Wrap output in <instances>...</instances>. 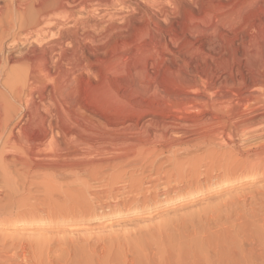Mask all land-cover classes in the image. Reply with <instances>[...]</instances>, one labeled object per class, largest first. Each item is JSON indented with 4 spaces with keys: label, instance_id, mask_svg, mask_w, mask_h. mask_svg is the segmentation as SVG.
Instances as JSON below:
<instances>
[{
    "label": "rangeland",
    "instance_id": "rangeland-1",
    "mask_svg": "<svg viewBox=\"0 0 264 264\" xmlns=\"http://www.w3.org/2000/svg\"><path fill=\"white\" fill-rule=\"evenodd\" d=\"M180 1L181 0H173L174 3H170L166 12L163 13V11H161L162 9L160 7L158 8L157 5H152V8L157 6L155 8L156 11H153L151 10V6L149 4H145L148 2L138 0L139 6H136L134 12L138 10L140 18H138L139 16L137 12L136 15L134 12L130 13V11L133 9H130L129 11H127L128 9L126 10L127 13H130L128 14L129 17L128 15L126 16V11L123 12L121 19H118L121 16L108 18L102 11L103 14L96 15L97 17L102 15V18L104 16L102 20H106H104L102 23L96 22L100 21L101 17L96 19V16H93L91 19L90 16L89 19L92 21L95 18L96 21H94L98 23L97 26H99V28L97 26L93 28V30L95 29L97 31L94 32L95 34L93 32L89 33L92 28H88V32L86 30L88 36L90 35L88 38H91L89 43L87 40V43H84V46H87H83L84 52L89 53L86 54V68L82 69V73L80 72V74L78 73L80 69L77 67L75 68V66H71L69 68L64 67L65 69H68V73L71 72L70 68H72V76L74 75L73 72H76L73 77L70 76L71 79L68 76V73H63L67 78L69 77L68 79L66 77L63 78V74H59L58 77H60V80H58V77L57 79L55 77L52 83L51 80H49V83L48 81H45L48 84H51H46L47 88L45 90L42 88L35 89L41 93L43 92L46 97L51 93H55L54 95L52 94V104H56L55 102L57 101H55V98L58 97L56 96V93L60 92L58 98L59 100L57 99L58 102L60 101L59 104L58 102L55 106L53 104L52 108L49 107L50 109L45 107L44 111V108H42L40 112H43V116H46V113L47 116H51V111H54L55 109L56 113L55 111L52 112L56 115H53V113L51 114L53 117L55 116V118H52L55 122L57 121L58 124L64 121L65 123H63L66 124V127H72L74 123V128L70 127L71 130H74L75 133H77V130H79L80 132L78 133L81 134V136L83 135L82 133L85 132H91V134L94 132L92 135L86 133L88 136L84 134L87 138L84 135L82 136L83 139L86 138V141L82 140L85 143L82 141L78 142L80 145L82 143L86 145V142H88L87 140H89L90 142H88V144H91V146L87 144L88 146L85 147V145L82 144L80 147L75 139L70 141L68 140L69 143L75 141V145L74 143L70 145L67 144L62 149L56 147L57 150H54L53 153L57 152L58 155L55 153L56 155L52 154V156H48L47 152H44H49L50 149L52 150V148H56H54L55 146L53 145H51L53 147L47 146V149L43 152L45 155L41 154V157H39L40 160L38 161L37 159V161L49 162V159H51L50 162L55 160L57 161V159L59 160V158H57L59 157V153L63 154L65 153L64 151H66V153H70L69 156H74V158L70 156L69 159L74 163H83L88 165L89 163L92 164L96 161L98 162L99 159L102 158L103 160L101 159L99 161H103V164L101 162L102 174L95 180H92L90 184H83V182L80 181V178L70 175L71 177H66L68 179L65 181H56L45 186H37L36 188L32 189V191L25 193H20V191L18 192L17 185H15L13 182H11L13 185L11 184L9 189L12 191L16 190L18 193L14 191L16 194L13 192L14 195H11L12 191H10L7 186L5 189L4 187L2 190L0 189V195L4 194L5 192L8 193L5 194V196L2 195L4 199H2V202L0 201V205L3 206L0 207V264H264V256H262L264 255V166L261 165L257 167V169H254L249 167V165L241 167L242 165L237 163V160L236 162L232 160L234 163L232 161L230 162L233 154L231 151H229V149H226L227 147L224 148V142L222 140L227 138L224 135H218L220 138L218 137L219 139H217L216 145H210L211 143L206 144V142L202 143V141L199 140L200 137L211 132L214 129L215 124V127L221 126L219 120H222V115L223 119L225 115H227L225 118L232 117L233 115L231 116L230 113L218 111H216L218 114H215L216 112H213V110H208L210 112V118H212V120H210L211 124L204 125L206 122H204V124L201 122L198 123V119L201 118L200 116H202L203 113L200 112L201 114L198 113L196 115L195 113L194 115H192L193 113H188L187 115V113H185L182 109L184 105L183 102L185 103L186 100L185 96L192 92V88L190 89V86V91H187L189 82L190 85H193L191 84L192 81H190L191 77L195 79L192 73L197 72L196 74H198V71V75L204 76V79L210 77L208 78L209 81L208 79L206 81V84L207 82H210V85L218 84L220 81H222V83L231 82V85L234 84V87H236V84L237 87L242 85L244 88L248 85V87L251 89L252 83L256 82L257 80L258 83L263 84V75L260 74V76L255 69L252 70L249 68L253 67L256 62V50L264 51V5L260 1H257L259 2L258 4L255 1L248 2L250 0H227L228 2L226 0H216V3H213L215 0H210L212 2L208 0H205V2L204 0H188L187 3L183 1L186 5L184 7V4ZM220 1L221 3H218ZM193 2L194 4H192ZM202 2L206 4H213L211 6H207ZM200 3L203 5H200ZM171 5L173 8L175 7L174 10ZM177 5L181 7L183 6L184 8H179ZM204 5H206V7ZM142 7H146V11L145 9H142ZM170 10L172 11V15L170 14L171 16L167 14L171 12ZM160 11L163 13L164 17ZM176 11H178L177 14H175ZM144 12L146 13L145 16L149 13H152L153 15L155 14V20H153L154 16L152 14H150L151 16L148 15L152 18H148V16H146L149 19L148 20L146 17H144ZM157 12L160 13V17ZM123 14H125V16H123ZM156 14H158L157 19H159L157 21ZM142 15L143 18L141 17ZM123 17L131 19L130 22L132 24L130 23L129 25V22H125L127 19H123ZM161 18L162 20L166 19L165 21H167V24L164 20L162 21ZM111 19H114L113 22L116 19V22L112 23ZM119 20L122 21L120 22ZM151 21L152 23L156 21L153 24L157 25L154 26ZM158 21H160V24ZM109 22L113 25H119L122 30H119L120 27L118 28L117 25L115 28L118 29L113 28L114 26H112V24L109 26ZM162 22L163 24H161ZM100 24H103L105 29L108 28L105 31V33L107 32V37L104 36V26ZM121 25L125 26L122 27ZM208 25L212 26L210 27L212 29H210ZM165 27L169 29L167 30ZM102 28L104 30H99ZM111 28H113V30L115 29L116 31L119 30L120 32H112ZM193 28L198 31H195ZM206 28H209L211 33L214 34L212 35L209 33L210 30L208 31L209 34H207ZM123 30H125L126 33ZM98 31H101V34L100 32L98 33ZM76 32L82 33L81 27H78ZM102 32L103 37L106 40L101 39V36L99 37V34L102 35ZM108 32L116 34L113 35L112 33ZM91 33L92 35L94 34V37L99 42L95 40ZM110 34L112 36H110ZM111 37L113 38L111 39ZM6 38L7 39L4 41L6 44L7 42L9 44L13 40L12 36H8ZM181 39L183 40L181 41ZM210 39L212 41H210ZM92 40L98 43L96 44L95 42H92ZM17 42L14 41L13 44ZM21 43L22 42L20 41V45L18 44L16 51L14 50L13 53H17L19 50H24L23 48L25 47V44ZM90 43L91 45L93 43L95 45L91 46ZM165 45L167 46V51ZM70 47L71 45H69V48ZM183 47H185V49ZM209 47L211 49H209ZM87 49L88 51H86ZM169 51L174 53L171 54ZM206 54L209 55L207 56ZM165 59L168 63L165 61ZM247 59L249 61H247ZM155 61L158 64H154ZM250 61L253 62H251V65L253 66L250 65ZM203 64L205 66H203ZM182 65H184L183 68L186 66L184 69H188L187 71L185 70L186 72L181 68ZM8 66L10 67L9 70ZM1 67H3L2 64ZM11 67L12 69H16L17 66L15 67L12 61L8 62L7 65H4V68L5 70L7 69V72L12 70ZM189 68L193 69L194 71ZM151 70L152 72H150ZM190 71L192 72L191 74ZM141 72H144V74ZM178 72L180 74H177ZM200 73H206V75ZM61 76L63 79H61ZM205 76L207 78H205ZM182 77H184V79ZM187 78L188 81L186 80ZM260 79L263 82H261ZM61 80L62 82L64 80L66 82L69 81V84H63V82L61 84L64 87L60 88L61 86L58 81L61 82ZM54 82L57 85L54 84ZM54 85L60 89L58 90V88H56L55 90L54 87L52 88ZM242 86L241 88H243ZM51 89H53V92ZM64 91L66 94L69 93L71 96L67 94V97L66 94L63 93ZM40 92L38 93L39 95L41 94ZM47 92L50 93L47 94ZM61 92L64 94V98H70L68 100L66 98L64 99L63 96H61ZM178 92L181 94H178ZM184 92H186V94ZM34 94H37L36 91H34ZM52 95L48 97L51 98ZM60 96L62 97L61 100L63 99L62 101L60 100ZM182 97L185 99L184 101ZM36 98L38 99V95H36ZM70 99H72V101ZM74 99H76L77 102ZM175 100L177 103L179 101L183 102H179V104L175 103V105ZM64 102L68 103V106L72 105V108L68 109L66 104H63V107H61L62 103ZM75 104L81 105L82 109L80 111H76L75 107L73 109ZM56 106H58L59 109L62 108L65 112H67V114L65 113L66 118L68 117V119H70L68 120V123L65 121L67 120L64 118L65 115H63L64 119L61 118L62 114H64V112H62L63 110L61 109L60 111L56 109ZM171 107H174L176 111H172L174 108L172 109ZM65 108L69 111H66ZM83 108H85V110ZM46 109H49L47 110L48 112ZM178 109L183 111L182 116L184 115V117H193L192 120H190L191 118L189 119L192 125H198L197 128L200 124L206 126L205 133L207 132L206 134H203V130L201 128L204 127H199L197 130L195 125H193L194 128L192 126L189 128L196 129V132L192 130L193 132L191 131L190 133L189 129H187L188 135H186L190 136L187 138L191 139L192 136H196V138L198 137L197 140L200 142L199 144L198 141H194L193 145V141L191 140L189 142L190 144H186L189 148L195 146V150L192 148L190 151H183L184 149L188 148L186 145H182L181 148L183 150L165 149L167 152H177L176 155H181L182 158H184L183 154L186 152L184 154L186 158L184 159H179V156H176L177 161L181 160V162H179L180 164H177L178 162H174L176 161L174 160L175 157H173L175 154L172 153V155L170 154L169 156V152L167 153L165 150H160L166 141H162L163 139L161 138L157 140L158 138L154 135V129H152L151 126H147L149 121L148 119H161L162 116L164 118H169L171 113L173 115L170 116L171 118L177 117V114L181 115V113H178L180 112V110L177 111ZM58 111L61 112L60 116H58ZM211 112L214 113V116L220 115L217 117L218 122L215 121L217 120L216 116L214 117ZM68 114L69 116L70 114L71 116L72 114L74 115L71 118V116H67ZM79 114L83 117H80ZM130 114H132V118L128 116ZM180 115L178 117H182ZM56 116L63 120L57 119ZM89 116H92V119H90ZM88 117L89 120L93 121L90 122ZM82 118H86L83 120L84 122H82ZM93 118L97 120L95 121ZM122 118H126L128 123L127 125H125L126 123L124 122L126 121L122 120ZM195 118L197 121H194ZM16 119H19L18 121H20L19 117ZM77 119L78 121H76ZM99 119L100 121L102 119L103 122H98ZM72 120L75 122H72ZM87 120L89 124L86 123ZM108 120L110 122L112 121V124L109 123ZM132 120L134 122H131ZM18 121L14 120V123H20V125H22L23 122ZM106 121L107 123H105ZM80 122L83 124H80ZM135 122H137V125ZM63 123L62 125H64ZM96 123L97 126H95ZM212 123L213 126H211ZM101 124H105V130H103V126ZM80 125L81 127L83 126L85 128L84 129L83 127H80L81 130L83 129L82 131L85 130L84 132H82L79 127H76ZM139 125H142V127ZM90 126L91 129H88L87 127L90 128ZM26 127L27 128L24 127V129H26L25 132L21 130L22 133H20L22 135L19 133L22 137L25 136L24 133H26V135L30 134L31 131H33L32 134L36 133V129L37 132L39 131L38 129H40L39 132L42 131V128H39V125L34 127L33 124V127L31 126L32 129L29 127L30 130L28 125H26ZM106 127H109V130ZM144 127L145 131L143 132ZM148 127H151V129ZM140 128H142V131ZM147 129H149L151 132ZM220 129L218 128V130ZM215 130L216 129H214V131ZM124 131H127V133L130 134H127L126 132L124 133ZM197 131L198 133L200 132L201 135L200 133L194 134L197 133ZM78 133L77 135H79ZM122 134L125 135L123 136ZM89 135L93 137L96 135L94 138L97 137L98 139H94ZM113 135L115 137L114 139ZM147 137L151 141H148L149 139ZM125 138L127 140H125ZM153 138L156 140L154 141ZM136 139H138V141ZM140 139L141 141H139ZM123 140L125 142L127 141L126 143L128 145L125 143L123 146ZM120 141L123 142L122 145ZM152 141H154V146L150 144ZM221 142L222 144H220ZM102 143L104 144V147H102ZM132 143H135L134 145L136 147ZM140 144L145 145L140 147ZM201 144H203V147ZM95 145H97L96 149L94 148ZM130 145H133V147ZM196 145H199L198 147L201 146L202 149L200 148L199 151L198 147L196 148ZM82 146L88 149L82 150ZM144 146L145 148H143ZM156 146H158V148ZM216 146L219 151L215 149ZM221 146H223V149H225L224 151L223 149L220 151L222 148ZM99 147V152L102 154L101 157H97V154L100 156L97 150ZM134 147L138 148L137 151L142 152L141 155H139V152H137L139 156L136 154L137 157L134 159L135 162L133 161L136 163L142 159V161L140 160L139 162L140 165L139 163H136L137 165H135L131 162L132 166H130L131 163L128 162L124 164V166L128 164V167L122 166L123 170L121 169V172H124L121 173L120 170H118V173H120L115 177H113V175H108V172H110L113 167V169H115V166L119 164L118 159H120V163H122L121 161L125 160L127 156L124 155H128V153L125 154L127 150L128 152L136 153V149H134ZM150 147H155L154 153L151 152L154 149ZM209 147L214 149H210ZM189 148L187 150H189ZM79 149L81 152L87 151L85 153L86 158L89 156L88 159H90L92 157L95 158L96 156L98 160L95 158L88 163V159H84V153L82 152L83 154H81ZM93 149L98 153L93 151ZM203 149L206 151V154L201 152L204 151ZM51 150L50 152L53 151ZM90 150L92 153L95 152L96 154H92ZM120 150L124 152L122 153ZM148 150L152 153V155ZM158 151V155L160 156H155V158L154 155L158 153ZM178 151H182L181 154ZM191 151L194 153L193 155ZM88 152H90L93 156L91 154L88 155ZM147 152H149V155ZM165 152L168 155H166ZM195 152L198 153L195 154ZM225 152L226 154L230 153L231 155H226ZM117 153L122 155L118 157L119 155ZM46 154L48 158H45ZM198 154L199 156L194 157V155ZM202 154H204V156H202ZM220 155L221 157L219 158ZM145 156L147 158H145ZM165 156H167V158ZM187 156L190 157L189 161ZM191 156H193V158ZM201 156L205 158V161L208 160V162H204V159ZM209 156H215L216 158H210ZM226 156H229V158L227 157L226 159ZM109 157L114 158L112 159ZM159 157L160 161L158 159ZM77 158L80 159V162H77ZM105 158H108L109 160H106ZM137 158L138 161H136ZM196 158L197 160L199 158L201 160L203 159L202 162L205 165H201V160L197 161L195 160ZM217 158L219 159L217 160ZM154 159H157L159 162L157 163V160L155 161ZM185 159L186 161H184ZM193 159L194 161H191ZM110 160L117 161L114 163L111 161L110 163ZM182 160L184 162H182ZM219 160H221L220 162L223 164L217 162ZM127 161L128 160L126 159L125 162ZM149 161L152 163L150 164ZM195 161L198 163H195ZM154 162L156 163L154 164ZM107 163L111 164L112 167L107 165ZM194 163L198 166L192 165ZM141 164L143 166H141ZM144 166L147 167L145 168ZM139 167L144 171L142 170L141 172ZM139 171L142 177L139 174ZM137 176L138 179L136 180ZM140 177L142 178L141 180ZM133 180L137 182L132 183ZM140 181H143V183ZM137 183L138 187L136 186ZM7 189L10 192H8Z\"/></svg>",
    "mask_w": 264,
    "mask_h": 264
},
{
    "label": "bare ground",
    "instance_id": "bare-ground-1",
    "mask_svg": "<svg viewBox=\"0 0 264 264\" xmlns=\"http://www.w3.org/2000/svg\"><path fill=\"white\" fill-rule=\"evenodd\" d=\"M143 2H148V3H145V4H149L150 6H151V10H155V8L158 6V8L160 7L161 9V11H163V13H165L166 12V10L168 9V5L170 4V3H174L173 2V0H142ZM176 1V0H175ZM183 1H185V3H187V1L188 0H181L180 2L181 3H183L184 4V7L186 6L185 5V3L183 2ZM190 1V0H189ZM196 1H198V0H196ZM207 1V0H206ZM208 1H210V0H208ZM213 1V0H212ZM212 1H210V2H212ZM227 1V0H226ZM229 1V0H228ZM227 1V2H228ZM251 1H255V2H257V1H260V2H262V4L264 5V0H250V1H248V2H251ZM192 2V1H191ZM190 2V3H191ZM200 2V1H199ZM204 2H205V0H204ZM179 3V2H178ZM180 3V4H181ZM189 3V2H188ZM198 3V2H197ZM203 3V2H202ZM213 3H216V0H215V2L213 1ZM212 3V4H213ZM218 3H221V1L220 2H218ZM254 3V2H253ZM252 3V4H253ZM259 2H257V4H258ZM192 4H194V2L192 3ZM199 4V3H198ZM203 4H206V3H203ZM203 4H201L200 3V5H203ZM212 4H206L207 6L208 5H212ZM256 4V3H255ZM256 4V5H257ZM261 4V3H260ZM149 5H148V7H149ZM155 6V5H157L156 7H154V8H152L153 6ZM206 5H204L205 7H206ZM136 6H139V3H138V0H0V189L2 190V188L4 187V189H5V187L7 186L8 187V189H9V186L12 184L13 185V183L15 184V185H17V191L19 192L20 191V193H25V192H29V191H32V189H34V188H36L37 186H45V185H47V184H51L52 182H56V181H65L66 179H68L69 177L68 176H75V177H78V178H80L81 180L80 181H82L83 182V184L84 183H87V184H90V182L92 181V180H95L97 177H99L102 173V168H101V162H102V164H103V161H101V162H99L101 159H99V161L97 162H94V163H89V161L91 162L92 161V159L94 160L95 158H96V156H95V158H90V159H88L89 158V156H88V158H86L85 157V153L87 152H83L84 153V159H88V165H86V164H83V163H74V162H71L69 159H70V156H72V155H70L69 156V154L70 153H66V151H64L65 153H63V154H61V153H59V157H57V158H59V160L57 159V161L55 160V161H52V162H50L51 161V159H49V162L47 161H43V162H38L39 160H40V158L39 157H41V154H43V155H45L44 153H46L47 152V154H48V156L50 155V156H52V154L53 155H58V153L57 152H55V153H53L54 152V150L56 151L57 150V148L56 147H58V148H64L67 144H72V143H74V145H75V141L78 143V142H80V141H82V140H85L87 137L86 136H88L87 134H91V132H89V133H87V132H85V133H82L83 135L84 134H86V138H84L83 139V135L81 136V134H79L78 132H80L79 130H77V133L79 134V135H77V133H75L74 132V130L72 131L71 130V128H74L73 126L75 125L74 123H73V126L70 128V127H66L65 125L66 124H64L62 121H59V122H62L64 125H62V123H60V124H58L57 123V121L55 122L54 121V119L53 118H55V116L53 117L52 116V114L51 113H53L54 111H55V113H56V110L54 109V111L52 112L51 111V113H50V115L51 116H47V113H46V111L47 110H49L50 108H52V105L54 104H52V102H51V99H52V97H53V95L55 94H53V93H51L50 95H52L51 96V98L50 97H48V96H50V95H48L47 97L45 96V94L42 92H40V91H38V90H35V89H46L47 88V86H46V84H48L50 81L49 80H51V83L53 82V80H54V78L56 77V79H57V77H58V75L59 74H65V73H68L69 71H68V69H65L66 67H71V66H75V68L77 67V68H79L78 70H79V72L78 73H82V69H85L86 68V63H85V59H86V54H89L88 52H84V48H83V46H84V43L86 42V40L88 41V43H89V40L91 39V38H88V37H90V35L88 36V33H86V30L88 29V28H92V30H93V28L94 27H96L97 26V24L99 23V22H103L104 20H106V19H104V20H102L103 18H104V16H103V18H102V15L100 16L101 17V19H100V21H96L95 20V18L96 19H99L96 15H99V14H103L102 13V11L104 12V14L109 18H114V17H117V16H121L120 18H118V19H121L122 18V13L123 12H125L127 9V11H129L130 9L132 10V11H130V13L131 12H134V10L136 9ZM172 6V5H171ZM175 6V5H174ZM178 6V5H177ZM141 7V6H140ZM179 8L181 7V6H178ZM183 7V6H182ZM181 7V8H182ZM183 7V8H184ZM201 7V6H200ZM146 8V7H145ZM144 7H142V9H145ZM172 8H173V6H172ZM187 8V7H186ZM170 9V8H169ZM175 9V7L173 8V10ZM176 9H177V7H176ZM193 9V8H192ZM203 9H205V8H203ZM202 9V10H203ZM212 9V8H211ZM149 10V9H148ZM147 10V11H148ZM150 10V11H151ZM159 10V9H158ZM172 10V9H171ZM170 10V11H171ZM182 10V9H181ZM189 10V9H188ZM201 10V9H200ZM206 10V9H205ZM127 11L125 12V14H126V16L128 15V14H130V13H127ZM145 11H146V9H145ZM156 11V10H155ZM160 11V12H161ZM209 11V10H208ZM207 11V12H208ZM137 13H138V16H139V12H138V10L136 11ZM136 12H134L135 13V15L137 14ZM142 12H143V10H142ZM177 12L178 11H176V13L175 14H177ZM187 12V11H186ZM189 12V11H188ZM191 12V11H190ZM206 12V11H205ZM153 13H155V12H153ZM158 13V12H157ZM162 13V12H161ZM163 13H162V16H163ZM192 13V12H191ZM197 13V12H196ZM202 13H203V11H202ZM209 13H210V11H209ZM125 14H123V16H125ZM145 12H144V17H146V16H148V15H150V14H152V13H149L148 15H146L145 16ZM159 14V17H160V13H158ZM158 14H156V21L157 20H159V19H157V15ZM167 14H171L172 15V11L170 12V13H167ZM174 14V15H175ZM184 14V13H183ZM188 14V13H187ZM132 15V14H131ZM134 15V16H135ZM153 15V14H152ZM155 15V14H154ZM153 15V16H154ZM165 15V14H164ZM170 15V16H171ZM196 15V14H195ZM204 15V14H203ZM207 15H210V14H207ZM91 16V17H90ZM95 17L94 18V20L96 21V22H98V23H96L94 20L92 21L91 19H92V17ZM105 16V17H106ZM137 16V17H138ZM151 16V15H150ZM150 16H148V18H152V17H150ZM161 16V17H162ZM201 16V15H200ZM89 17L91 18V19H89ZM128 17H129V15H128ZM133 17V16H132ZM142 18H143V15L141 16ZM164 17V16H163ZM175 17V16H174ZM124 18H126V17H123V19ZM138 18H140V16L138 17ZM138 18H136L137 20H139ZM141 18V19H142ZM147 18V17H146ZM147 18V19H148ZM117 19V18H116ZM116 19H115V21L114 22H116ZM122 19V20H123ZM127 19V18H126ZM125 19V20H126ZM146 19V20H147ZM102 20V21H101ZM114 20V19H113ZM113 20L111 19V21H112V23H114L113 22ZM122 20H119L120 22L122 21ZM130 20L131 19H127V21H125V22H129V25H130ZM136 20V21H137ZM145 20V19H144ZM149 20V19H148ZM147 20V21H148ZM151 20V19H150ZM153 20H155V16L153 17ZM161 20H162V18H161ZM160 20V21H161ZM164 20V19H163ZM162 20V21H163ZM166 20V19H165ZM164 20V21H165ZM172 20H173V18H172ZM110 21V20H109ZM133 21V20H132ZM155 21V22H156ZM160 21H158V23L160 24ZM169 21V20H168ZM119 22V23H120ZM146 22V21H145ZM149 22V21H148ZM155 22H153V23H155ZM166 22V24H167V21H165ZM107 23H108V21H107ZM110 23V22H109ZM112 23H110L109 24V26L112 24ZM117 23H118V20H117ZM135 23V22H134ZM140 23V22H139ZM151 23H152V21H151ZM152 23V24H153ZM123 24V23H122ZM132 24V23H131ZM158 24V25H159ZM161 24H163V22L161 23ZM165 24V23H164ZM170 24V23H169ZM100 25H103V24H100ZM106 25V24H105ZM117 25V24H116ZM116 25H113L112 24V26H114L113 28H115V26ZM126 25V24H125ZM124 25V26H125ZM137 25V24H136ZM154 25V24H153ZM157 25V24H156ZM156 25H154V26H156ZM104 26V25H103ZM108 26V25H107ZM106 26V27H107ZM108 26V27H109ZM118 26V28L120 27L119 25H117ZM122 26V25H121ZM124 26H122V27H124ZM162 26V25H161ZM175 26V25H174ZM209 26V25H208ZM78 27H81V30H82V33H80L81 31L80 30H78V31H80L79 33H77L76 32V30H77V28ZM98 28H99V26H97ZM101 27V26H100ZM128 27V26H127ZM126 27V28H127ZM129 27H131V26H129ZM137 27V26H136ZM169 27H170V25H169ZM195 27V26H194ZM210 27H212V26H209V28ZM104 29H105V26L103 27ZM99 29V30H104V29ZM113 28H111L112 29V32H115L116 30L115 29H118V28H115L114 30H113ZM134 28V27H133ZM138 28V27H137ZM155 28V27H154ZM160 28V27H159ZM162 28V27H161ZM164 28V27H163ZM177 28V27H176ZM196 28V27H195ZM206 28V31H207V34H209V33H211V30L210 29H212V28ZM80 29V28H79ZM97 29V28H96ZM108 29V28H107ZM107 29H105L104 30V33H105V31L107 30ZM110 29V30H111ZM121 29V27L119 28V30ZM129 29V28H128ZM127 29V30H128ZM157 29H158V27H157ZM165 29H169V28H166L165 27ZM194 29V28H193ZM89 30V29H88ZM88 30H87V32H88ZM89 31V33L90 32H95L96 30L94 29L93 31ZM98 30V29H97ZM119 30H117V31H119ZM122 30V29H121ZM138 30V29H137ZM164 30V29H163ZM195 30V29H194ZM210 30V32L208 33V31ZM116 31V32H117ZM123 31H125V30H123ZM128 31H130V30H128ZM135 31V30H134ZM139 31V30H138ZM195 31H198V30H195ZM97 32V31H96ZM100 32V34H101V31H98V33ZM112 32H108V33H112ZM120 32V31H119ZM131 32V31H130ZM200 32V31H199ZM97 33V34H98ZM123 33V32H122ZM125 33H126V31H125ZM125 33H123V34H125ZM204 33H205V31H204ZM95 34V33H94ZM94 34L92 35V33H91V35L94 37ZM96 34V35H97ZM99 34V37L101 36V39H104V40H106L104 37H103V32H102V35H100ZM106 34H107V32L105 33V35L104 36H106ZM113 35H115L114 33H112ZM120 34V33H119ZM128 34V33H127ZM126 34V35H127ZM194 34H195V32H194ZM197 34H199V33H197ZM212 34V33H211ZM214 34V33H213ZM212 34V35H213ZM109 35V34H108ZM190 35V34H189ZM8 36H12V38H13V40L14 41H19V42H17V43H15V44H13V40H12V42H10L9 44H8V42H7V44L4 42L5 41V39H7L6 37H8ZM19 36H21V37H19ZM91 36V37H92ZM110 36H112L111 34H110ZM158 36V35H157ZM192 36H194V35H192ZM209 36V35H208ZM103 37V38H102ZM107 37V36H106ZM160 37V36H159ZM158 37V38H159ZM162 37V36H161ZM95 38V37H94ZM98 38V37H97ZM113 37H111V39H112ZM117 38V37H116ZM190 38V37H189ZM162 39V38H161ZM11 40V39H10ZM95 40H96V38H95ZM99 40H100V38H99ZM176 40V39H175ZM183 39H181V41H182ZM195 40V39H194ZM20 41L22 42L21 44H25V47L23 48L24 50L23 51H20L19 49H21V48H19L18 50H19V52L17 51V53H13L14 52V50L16 51V47L18 46V44L20 43ZM96 41H98V40H96ZM96 41H94V40H92V42H95L96 43ZM103 41V40H102ZM112 41V40H111ZM110 41V42H111ZM167 41V40H166ZM180 41V40H179ZM178 41V42H179ZM209 41V40H208ZM210 41H212L211 39H210ZM91 42V43H92ZM99 42V41H98ZM97 42V43H98ZM172 42V41H171ZM87 43V42H86ZM91 43H90V45H91ZM96 43V44H97ZM101 43V42H100ZM106 43V42H105ZM164 43V42H163ZM188 43V42H187ZM186 43V44H187ZM110 44V43H109ZM174 44V43H173ZM185 44V45H186ZM191 44V43H190ZM20 45V44H19ZM69 45H71V47L69 48ZM92 45H95L94 43L92 44ZM91 45V46H92ZM105 45V44H104ZM212 45V44H211ZM87 46V45H86ZM86 46H84V47H86ZM103 46V45H102ZM166 46V45H165ZM181 46H183V45H181ZM101 47V46H100ZM99 47V48H100ZM173 47V46H172ZM184 49H185V47H183ZM187 48H188V46H187ZM192 48V47H191ZM195 48V47H194ZM9 49V50H8ZM86 49V48H85ZM90 49H92V48H90ZM95 49H97V48H95ZM180 49V48H179ZM209 49H211L210 47H209ZM213 49V48H212ZM102 50H103V48H102ZM169 50V49H168ZM201 50V49H200ZM86 51H88V49L86 50ZM100 51H101V49H100ZM166 51H167V46H166ZM171 51H173V50H171ZM183 51V50H182ZM187 51V50H186ZM185 51V52H186ZM207 51H208V49H207ZM210 51V50H209ZM93 52V51H92ZM170 52V51H169ZM191 52H193V51H191ZM190 52V53H191ZM195 52V51H194ZM197 52V51H196ZM255 52V51H254ZM168 53V52H167ZM166 53V54H167ZM171 54H173L174 52H170ZM182 53V52H181ZM189 53V52H188ZM214 53H215V51H214ZM160 54V53H159ZM178 54V53H177ZM186 54V53H185ZM209 54H210V52H209ZM208 54V55H209ZM92 55V54H91ZM155 55V54H154ZM207 55V54H206ZM207 55V56H208ZM90 56V55H89ZM211 56V55H210ZM150 57H152V56H150ZM155 57V56H154ZM161 57H162V54H161ZM160 57V58H161ZM255 61H254V59H253V61L255 62V64H254V66L253 65H251L253 62L252 61H250V65L251 66H253V67H250L249 69H255L256 70V72L257 73H259L258 75H263V80H264V51H261V50H256V52H255ZM2 58H3V63H2ZM165 58V57H164ZM254 58V57H253ZM4 59H5V62H4ZM173 59V58H172ZM175 60V59H174ZM210 60V59H209ZM252 60V59H251ZM10 61H12L13 62V65L16 67V69H12V67H11V69L12 70H10V71H6L5 70V68H4V65L6 64H8V62H10ZM165 61L167 62V60L165 59ZM187 61V60H186ZM247 61H249L248 59H247ZM252 62V63H251ZM155 63H157L156 61L154 62V64ZM160 63V62H159ZM165 63V62H164ZM168 63V62H167ZM1 64H2V66L3 67H1ZM10 64H12V63H10ZM9 64V65H10ZM88 64V63H87ZM151 64V63H150ZM158 64V63H157ZM163 64V63H162ZM185 64V63H184ZM209 64V63H208ZM247 64V63H246ZM144 65H146V64H144ZM144 65H143V67H144ZM178 65V64H177ZM186 65H188V64H186ZM11 66V65H10ZM152 66V65H151ZM159 66V65H158ZM179 66V65H178ZM183 66L184 65H182V69L185 71L186 69H184V68H186V66L183 68ZM202 66V65H201ZM203 66H205L204 64H203ZM210 66V65H209ZM248 66V65H247ZM6 67V66H5ZM9 67V66H8ZM7 67V68H8ZM65 67V68H64ZM149 67V66H148ZM156 67V66H155ZM189 67H191V66H189ZM74 68V67H73ZM74 68V69H75ZM158 68V67H157ZM161 68V67H160ZM10 69V67L8 68V70ZM71 70V72H72V68H70ZM139 69V68H138ZM146 69V68H145ZM151 69V68H150ZM159 69V68H158ZM171 69V68H170ZM181 69V70H182ZM189 69H191V68H189ZM148 70V69H147ZM153 70V69H152ZM152 70L150 71V72H152ZM180 70V71H181ZM188 70V69H187ZM186 70V71H187ZM191 70H193V69H191ZM197 70V69H196ZM211 70V69H210ZM254 70V71H255ZM73 71H75V70H73ZM77 71V70H76ZM86 71V70H85ZM185 71V72H186ZM194 71V70H193ZM203 71V70H202ZM205 71V70H204ZM234 71V70H233ZM237 71V70H236ZM253 71V72H254ZM71 72L70 73H68L69 75V77L71 76V77H73L74 75H75V73L76 72H73L74 73V75L72 76V74H71ZM139 72H140V70H139ZM182 72V71H181ZM196 72V71H195ZM238 72V71H237ZM77 73V74H78ZM80 73V74H81ZM142 74H144V72H141ZM147 73V72H146ZM175 73V72H174ZM188 73V72H187ZM192 72L190 71V74H191ZM197 73V72H196ZM196 73H192L193 74V77L196 79H193L192 77H191V80L190 81H192L191 82V84H193V85H190V82H189V84H188V86H187V88H188V90L187 91H190L189 90V86H190V89L192 88V92H190V93H188V95L187 96H185L186 98V100L185 99H183V97H184V95H183V97H182V99H183V101L185 100V103L183 102V108H182V105H181V108L183 109V111L185 112V113H187V115H188V113L190 114V113H193L192 115H194V113H195V115L196 114H198V113H203V115L202 116H200L201 118H199L198 119V123H202V124H204V122H206V124H204V125H207V124H211L210 122V120H212V118H210V112L208 111V110H213V112H216V111H218V112H226V113H230V115L232 116H234V118H233V116L232 117H229V115H228V117L229 118H225V116H227V115H225L224 116V119H223V115H222V122L219 120V122L221 123V129H220V127H218V126H216V127H218L220 130H218V128H216L215 127V125H214V129H216L215 131H214V129L211 131V132H209V133H205V127L206 126H203L202 124H200V125H202V126H200L199 125V127H204V128H201L202 130V133L203 134H206V135H203L202 137H200L199 138V140H201L202 141V143H205L206 142V144L208 143H211L210 145H216L217 144V139H219L220 137L218 136L219 134H221V135H224L225 137H227V138H225L224 140H222L223 142H224V148H226V149H229V151H231V153L233 154L232 156L234 157V159H233V157H232V159L230 160V162L233 160V161H235L236 162V160H237V163H239L240 165H242L241 167H244V166H247V165H249V167H251V168H256L257 169V167H259V166H261V165H263L264 166V82L261 80V82H263V84H260V83H258V80H257V78H256V82H254V83H252V87H251V89L248 87V85H247V87L249 88H247V87H243L242 85H240V86H238L237 87V84L235 85L236 87H234V84L233 85H231V82L230 83H228V82H223L222 83V81H220V83H218V84H211L210 85V82H207V84H206V81H207V79L208 78H210V77H206L205 76V78H207V79H204L203 77L204 76H200V75H198L199 74V71H198V74H196ZM208 73H209V71H208ZM232 73V72H231ZM236 73V72H235ZM63 74V75H64ZM71 74V75H70ZM177 74H180L179 72L177 73ZM182 74V73H181ZM200 74H203V73H200ZM205 75H206V73H204ZM203 74V75H204ZM255 74V73H254ZM227 75H228V73H227ZM260 75V76H261ZM183 76H184V74H183ZM225 76V75H224ZM253 76V75H252ZM64 77H66L65 75L63 76V78ZM68 77V78H69ZM71 77H70V79H71ZM188 77V76H187ZM60 77H58V80H60L59 79ZM62 78V76H61V79H63ZM67 78V77H66ZM66 78H65V80H66ZM67 78V79H68ZM183 79H184V77H182ZM56 79H55V81H56ZM181 79V78H180ZM3 80V81H2ZM63 81L62 82V80H61V82L60 81H58L59 83H60V88H62V87H64V86H62V84L61 83H63V84H65V83H68L69 81ZM187 81H188V78L186 79ZM185 80V81H186ZM211 80V79H210ZM214 80V79H213ZM45 81H48V83L47 82H45ZM187 81H186V83H187ZM208 81H209V79H208ZM226 81V80H225ZM240 81V80H239ZM198 82H199V84H198ZM237 82V81H236ZM245 82V81H244ZM243 82V83H244ZM260 82V81H259ZM209 83V84H208ZM213 83V82H212ZM239 83H241V82H239ZM246 83V82H245ZM250 83V84H251ZM54 84H56L55 82H54ZM69 84V83H68ZM242 84V83H241ZM247 84V83H246ZM48 85H51V84H48ZM53 85V84H52ZM57 85V84H56ZM244 85V84H243ZM192 86V87H191ZM241 86L244 88H241ZM55 88V90H56V88H58V87H55V85L54 86H52V88ZM50 88V87H49ZM60 88H58V90L60 89ZM73 89V88H72ZM72 89H71V91H72ZM53 89H51V91H52ZM57 90V91H58ZM68 90V89H67ZM67 90H66V92H67ZM34 91H36V93L37 94H34ZM38 91V92H37ZM42 91V90H41ZM74 91V90H73ZM185 91V90H184ZM41 93L40 95L38 94V93ZM46 92V91H45ZM53 92V91H52ZM54 92H56V91H54ZM69 92V91H68ZM180 92V91H179ZM178 92V94H181V93H179ZM182 92V91H181ZM50 93V92H49ZM48 92H47V94H49ZM60 93V92H59ZM58 92L56 93V96H58V97H56L55 98V96H54V98H55V101H57L58 102V98H59V94ZM63 93H65V91L63 92ZM185 94H186V92H184ZM58 94V95H57ZM61 94H62V92H61ZM66 94V93H65ZM68 95H69V93H67ZM67 94H66V96H67ZM76 94V93H75ZM177 94V93H176ZM36 95H38V99L36 98ZM64 94H62L61 96H63ZM60 96V100H61V97ZM69 96H71V95H69ZM178 96V95H177ZM176 96V97H177ZM68 97V96H67ZM72 97H75V96H72ZM63 98H64V96H63ZM66 98V97H65ZM64 98V99H65ZM70 98V97H69ZM68 98V99H69ZM170 98V97H169ZM58 99V100H57ZM67 99V98H66ZM67 99V100H68ZM173 99H175V98H173ZM181 99V100H182ZM54 100V99H53ZM52 100V101H53ZM63 100V99H62ZM61 100V101H62ZM71 101H72V99H70ZM70 100H69V102H70ZM75 101H76V99H74ZM54 101V102H55ZM79 101V100H78ZM179 101V100H178ZM57 102H55L56 104H54V106L55 105H57ZM60 102V101H59ZM59 102H58V104H59ZM77 102V101H76ZM179 102H181V101H179ZM179 102L177 103V101L175 100V102H174V104L175 103H177V104H179ZM181 102V103H182ZM180 103V104H181ZM63 104H68V103H62V105H61V107H63ZM83 104V103H82ZM60 105H59V108H60ZM69 105V104H68ZM67 105V106H68ZM176 105V104H175ZM175 105H174V107H175ZM53 106V107H54ZM72 106V105H71ZM71 106H68V109L69 108H72ZM83 106V105H82ZM85 106V105H84ZM180 106V105H179ZM178 106V107H179ZM45 107H47V108H49V109H46V111H45V113H46V116H43L44 114H43V112L41 113L40 112V110L42 109V108H44L43 109V111L45 110ZM57 107V108H56ZM55 108L56 109H58V110H60L61 111V109H59L58 108V106H56ZM74 107L76 108V111L77 110H81L82 109V107H81V105H79V104H75V106H73V109H74ZM173 107V108H174ZM67 108V107H66ZM65 108V109H66ZM172 108V107H171ZM172 108V109H173ZM180 108V107H179ZM180 108V109H181ZM68 109H66V111L68 110ZM84 110H85V108H83ZM171 109V110H172ZM177 109V108H176ZM180 109H178L177 111H179ZM63 110V109H62ZM71 110V109H70ZM175 110V108L172 110V111H174ZM69 111V110H68ZM83 111V110H82ZM170 111V110H169ZM171 111V112H172ZM176 111V110H175ZM183 111H181L180 110V112H178V113H181V115L180 116H182V112ZM48 112V111H47ZM62 112H64V114H62V116H61V118H63L64 116L63 115H65V113L67 114V112H65L64 110L62 111ZM93 112V111H92ZM58 113H59V115L58 116H60V114H61V112H59L58 111ZM57 113V114H58ZM76 113H78V112H76ZM170 113V112H169ZM200 113V114H201ZM212 113V112H211ZM43 114V115H42ZM82 114V113H81ZM85 114V113H84ZM128 114V113H127ZM127 114H125V115H127ZM164 114V113H163ZM174 114H175V112H174ZM213 114V116H214V113H212ZM215 114H218L217 112L215 113ZM53 115H56V114H54L53 113ZM74 114H72V116H73ZM77 115V114H76ZM124 115V116H125ZM131 115L132 114H130V115H128L129 117H131ZM161 115V114H160ZM171 115H172V113H171ZM170 115V116H171ZM178 114H177V117H170L169 116V118H164L162 115V117H161V119L159 118V119H156V120H150V119H148L149 121H148V124H147V126H151L152 127V129H154V135L158 138L157 140H159V138H161V139H163L162 141H166V142H164V145L163 144H161V145H163L162 146V148L160 149V150H165V149H167V150H170V149H175V150H178V149H182L181 147H182V145H188V143L192 140L193 141V145H194V141L196 142V141H198L199 142V140H197V138H196V136H192L191 137V139L190 138H187V137H190V136H187L188 134V131H187V129H189V131H190V133H191V131L193 130V131H195L196 129L198 130V128H197V126L198 125H196V124H193V125H195V128L196 129H193L194 127H193V125L190 123V120H192V116L191 117H184V115L182 116V117H178L179 116ZM67 116H69V114L67 115ZM70 116H71V114H70ZM69 116V117H70ZM72 116H71V118H72ZM79 116H80V114H79ZM82 116V115H81ZM80 116V117H81ZM127 116V117H128ZM164 116H166V115H164ZM173 116V115H172ZM175 116H176V114H175ZM216 116V119L217 120H215V121H217L218 122V118L217 117H219V116H217V115H215ZM214 116V117H215ZM20 118V121H18L19 119H16V118ZM53 117V118H52ZM57 117V116H56ZM83 117V116H82ZM85 117V116H84ZM90 117V116H89ZM89 117H88V120H89ZM92 117V116H91ZM90 117V119H92ZM99 118H101L100 116H98ZM126 117V116H125ZM156 117V116H155ZM196 117V116H195ZM212 117V116H211ZM64 118H66V115H65V117ZM63 118V119H64ZM105 118H107V117H105ZM104 118V119H105ZM132 118V117H131ZM131 118H130V120H131ZM191 118V119H190ZM232 118V119H231ZM57 119H59V120H63V119H60V117L58 118L57 117ZM67 120H65L66 121V123H68V120H70V119H68V117L66 118ZM74 119V118H73ZM79 119V118H78ZM78 119L76 120V121H78ZM81 119V118H80ZM84 119H86V118H84ZM83 118H82V122H84L83 120H84ZM94 119V118H93ZM103 119V118H102ZM102 119H101V121H100V119L98 120V122H103L102 121ZM129 119V118H128ZM155 119V118H154ZM190 119V120H189ZM14 120H16V121H18V122H23L22 123V125H20V123H14ZM56 120V119H55ZM88 120L86 121V123H88ZM95 120V119H94ZM97 120V119H96ZM95 120V121H96ZM113 120V119H112ZM122 120H125L126 121V118L124 119V118H122ZM121 120V121H122ZM74 120H72V122H73ZM80 121V120H79ZM90 122L91 121H93V120H89ZM109 121V120H108ZM115 121V120H114ZM136 121V120H135ZM194 121H197V119L195 118V120ZM69 122H71V121H69ZM75 122V121H74ZM112 122V121H111ZM110 121H109V123H111ZM131 122H134L133 120L131 121ZM192 122V121H191ZM207 122H209V123H207ZM213 122V121H212ZM78 123V122H77ZM95 123V122H94ZM94 123H93V125H94ZM105 123H107V121L105 122ZM116 123H118V122H116ZM124 123H126L125 125H127L128 123H127V121L126 122H124ZM194 123V122H193ZM197 123V122H196ZM219 123V124H220ZM223 123V124H222ZM30 124H32V125H30ZM33 124H34V127L35 126H40L39 128H42L41 130V132H39L40 131V129H38L39 131L37 132V129H36V133H34V134H32V132L33 131H31V133L30 134H27L26 135V133H24L25 134V136L24 137H22L21 135V130H23L24 132H25V130L26 129H24V127L25 128H27L26 127V125H28V128L30 127L31 129H32V127H33ZM70 124V123H69ZM79 124V123H78ZM80 124H83V123H81L80 122ZM89 124V123H88ZM87 124V125H88ZM112 124V123H111ZM114 124H115V122H114ZM123 124V123H122ZM134 124V123H133ZM135 124L137 125V122H135ZM134 124V125H135ZM191 124V125H190ZM30 125V126H29ZM72 125V124H71ZM102 125V124H101ZM105 125V124H104ZM104 125H102L103 126V130H105L104 129ZM133 125V126H134ZM32 126V127H31ZM95 126H97V123H96V125ZM99 126H100V124H99ZM140 126V125H139ZM190 126H192L193 128L192 129H190L189 127ZM209 126V125H208ZM207 126V127H208ZM211 126H213V123H212V125ZM77 128L79 127V129H80V127H81V125L80 126H76ZM83 127V126H82ZM81 127V128H82ZM114 127V126H113ZM122 127H123V125H122ZM132 127V126H131ZM131 127H128V128H131ZM135 127V126H134ZM133 127V128H134ZM140 127H142V125L140 126ZM151 127L149 128V129H151ZM210 127V126H209ZM208 127V128H209ZM30 128H29V130H30ZM37 128V127H36ZM77 128H75V129H77ZM84 128V127H83ZM88 129H91V126H90V128L89 127H87ZM107 128V127H106ZM109 128V127H108ZM107 128V129H108ZM127 128V127H126ZM126 128H125V130H126ZM132 128V129H133ZM138 128V127H137ZM211 128H213V127H211ZM85 129V128H84ZM95 129V128H94ZM93 129V130H94ZM97 129V128H96ZM106 129V130H107ZM142 128H140V130H141ZM144 130H143V132L145 131V127L143 128ZM149 129H147V130H149ZM210 129V128H209ZM208 129V130H209ZM34 130H35V128H34ZM81 130V129H80ZM83 130V129H82ZM81 130V131H82ZM99 130V129H98ZM109 130V129H108ZM117 130V129H116ZM123 130H124V128H123ZM134 130V129H133ZM139 130V129H138ZM138 130H136V131H138ZM139 130V131H140ZM218 130V131H217ZM85 131V130H84ZM84 131H82V132H84ZM89 131H91V130H89ZM102 131V130H101ZM122 131V130H121ZM130 131V130H129ZM128 131V132H129ZM135 131V132H136ZM142 131V130H141ZM150 131V130H149ZM153 131V130H152ZM192 131V132H193ZM200 131V130H199ZM207 131V130H206ZM21 132V133H20ZM104 132V131H103ZM112 132V131H111ZM110 132V133H111ZM115 132V131H114ZM117 132H118V130H117ZM127 133V131H124V133ZM151 132V131H150ZM196 132V131H195ZM21 135H20V134ZM94 133V132H93ZM92 133V134H93ZM113 133V132H112ZM116 133V132H115ZM120 133H123V132H120ZM134 133V132H133ZM146 133V132H145ZM148 133V132H147ZM200 133V132H199ZM198 133V131H197V133H194V134H199ZM91 134V135H92ZM102 134V133H101ZM127 134H130V133H127ZM151 134H153V133H151ZM187 134V135H186ZM97 135V134H96ZM96 135H94V137L96 136ZM117 135H121V134H117ZM123 135V134H122ZM125 135V134H124ZM123 135V136H124ZM147 135V134H146ZM150 135V134H149ZM200 135H201V133H200ZM21 136V137H20ZM90 136V135H89ZM122 136V137H123ZM128 136V135H127ZM126 136V137H127ZM90 137H93V136H90ZM93 137V138H94ZM111 137V136H110ZM117 137V136H116ZM121 137V138H122ZM148 137H150V136H148ZM147 137V138H148ZM151 137H152V135H151ZM154 137V136H153ZM219 137V138H218ZM97 138V137H96ZM96 138H94V139H96ZM112 138V137H111ZM110 138V139H111ZM115 137H114V135H113V139H114ZM124 138V137H123ZM130 138H131V136H130ZM134 138V137H133ZM132 138V139H133ZM74 140L75 139V141H73L72 143H69V141L70 140ZM98 139V138H97ZM103 139V138H102ZM105 139V138H104ZM149 139V138H148ZM154 139V138H153ZM189 139V140H188ZM69 140V141H68ZM117 140H119V139H117ZM125 140H127L126 138H125ZM135 140V139H134ZM137 141H138V139H136ZM156 139H154V141H155ZM68 141V142H67ZM86 141V140H85ZM88 142H90L89 140H87ZM92 141H93V139H92ZM95 141V140H94ZM97 141H99V140H97ZM104 141V140H103ZM124 141V140H123ZM130 141H131V139H130ZM133 141V140H132ZM139 141H141V139L139 140ZM148 141H151L150 139L148 140ZM154 141H152V143L150 142V144H152L153 145V142ZM220 141V140H219ZM83 142V141H82ZM81 142V143H82ZM88 142H86V145L85 144H83V143H85V142H83L82 144L83 145H85V147L86 146H88V145H90L91 146V144H88ZM113 142V141H112ZM121 142V141H120ZM127 142V141H126ZM125 141H124V144H123V142H121V145L123 144V146L125 145V143H126ZM136 142V141H135ZM159 142V141H158ZM161 142V141H160ZM95 144H97L96 142H94ZM109 143V142H108ZM107 143V144H108ZM111 143V142H110ZM115 143V142H114ZM117 143V142H116ZM119 143V142H118ZM137 143V142H136ZM141 143V142H140ZM143 143H145V142H143ZM192 143V142H191ZM79 144V143H78ZM81 144V145H82ZM88 144V145H87ZM103 144V143H102ZM112 144V143H111ZM127 144V143H126ZM129 144H130V142H129ZM133 144V143H132ZM135 144V143H134ZM133 144V145H134ZM190 144V143H189ZM199 144H200V142H199ZM219 144V143H218ZM220 144H222V142L220 143ZM51 145H53V146H55L54 148H56V149H53L52 148V150L50 149V147H53V146H51ZM74 145H73V148H74ZM77 145V144H76ZM81 145L79 144V146L81 147ZM92 145H93V143H92ZM128 145V144H127ZM133 145L131 146V147H133ZM143 145H145V144H140V147L141 146H143ZM152 145H150V146H152ZM186 145V146H187ZM192 145V146H193ZM202 145V147H203V144H201ZM209 145V146H210ZM47 146H50L49 147V149L52 151V152H50V150H49V152L48 151H45L47 148ZM78 146V147H79ZM101 146V145H100ZM135 146V145H134ZM137 146H138V144H137ZM148 146H149V144H148ZM147 146V147H148ZM154 146V145H153ZM191 146V145H190ZM199 145H196V148L198 147ZM79 147V148H80ZM83 147V146H82ZM92 147H94V146H92ZM102 147H104V144H103V146ZM108 147V146H107ZM136 147V146H135ZM134 147V149H136V153H132V152H128V150H127V152H125V154L126 153H128V155H124V156H127L126 158H125V160L127 159L128 161L127 162H125V160H123V161H121L122 163H120L119 162V160L120 159H118V163L119 164H117V166H115L114 164V166L116 167L115 169H111L110 170V172H108V175H113V177H115L116 175H118L120 172H121V169H122V166H124V164L125 163H134L135 162V160L134 159H136V154H137V152H139V151H137L138 150V148H135ZM147 147H146V149H147ZM157 148H158V146H156ZM160 147V146H159ZM184 147V146H183ZM188 147V146H187ZM186 147V148H187ZM195 146H193L192 148H194ZM206 147V146H205ZM215 147V146H214ZM219 147V146H218ZM222 148H221V150L220 151H222V149H223V146H221ZM76 148V147H75ZM84 148V147H83ZM82 148V150H87L88 148H84L83 149ZM95 149L97 148V145H95V147H94ZM143 148H145V146L143 147ZM150 148H153L154 150L153 151H151V152H153L154 153V151H155V147H150ZM157 148H156V150H157ZM189 148V147H188ZM187 148V149H188ZM192 148H189V150H187V149H182L183 151H190V149L192 150ZM200 148H201V146L200 147H198V149H199V151H200ZM210 148V147H209ZM220 148V147H219ZM81 149V148H80ZM79 149V150H80ZM99 149H100V147L97 149L98 150V152H99ZM127 149V148H126ZM134 149H133V152H134ZM142 149V148H141ZM198 149H196V150H198ZM202 149V148H201ZM205 149V148H204ZM203 149V150H204ZM207 149H208V146H207ZM210 149H214V148H210ZM216 150H218L217 149V146H216V148H215ZM66 150V149H65ZM78 150V149H77ZM107 150V149H106ZM108 150H110V149H108ZM112 150V149H111ZM125 150V149H124ZM140 150V149H139ZM151 150V149H150ZM167 150H165L166 152H167ZM194 150H195V148H194ZM225 149H223V151H224ZM45 151V152H44ZM89 151V150H88ZM93 151H95L94 149H93ZM121 151V150H120ZM129 151H132V150H129ZM142 151V150H141ZM144 151V150H143ZM149 151V150H148ZM211 151V150H210ZM219 151V150H218ZM217 151V152H218ZM226 151H228V150H226ZM44 152V153H43ZM80 152H81V150H80ZM81 152V154H83ZM90 152H91V150H90ZM90 152H88L87 154L89 155V154H91ZM95 152H97V151H95ZM94 152V153H95ZM97 152V153H98ZM122 152V151H121ZM124 152V151H123ZM122 152V153H123ZM150 152V151H149ZM149 152H147L148 153V155H149ZM150 152V154L152 155V153ZM165 152V153H166ZM169 152V151H168ZM167 152V153H168ZM180 154H181V152L180 151H178ZM192 152V151H191ZM201 152H203V153H205L206 154V151L204 150V151H201ZM51 153V154H50ZM94 153H92V154H94ZM104 153V152H103ZM129 153H132V154H129ZM141 153L142 152H139V155H141ZM156 153V152H155ZM166 153V155H168ZM172 153H173V151H172ZM172 153L171 152H169V156H170V154L172 155ZM177 153V152H176ZM176 153L174 152L173 154H175L173 157H175V159L174 160H176V158L179 156L178 154V156L176 155ZM186 152H184V154H185ZM190 153V152H189ZM198 152H195V154H197ZM208 153V152H207ZM211 153H213V152H211ZM221 153V152H220ZM224 153V152H223ZM222 153V154H223ZM47 154H46V157L45 158H48L47 157ZM75 154V153H74ZM91 154V155H92ZM96 154V153H95ZM99 154H100V152H99ZM108 154V153H107ZM114 154V153H113ZM118 155H119V153H117ZM117 154H115L116 156H118ZM157 154V155H156ZM155 155H154V157L155 156H160V155H158L159 154V151H158V153H156ZM162 154V153H161ZM164 154V153H163ZM184 154H183V157L184 158H186V156H184ZM194 153L192 152V155H193ZM209 154H210V152H209ZM214 154V153H213ZM221 154V155H222ZM225 154H226V152H225ZM228 155L230 154V153H227ZM226 154V155H227ZM90 155V156H91ZM101 155L102 154H100V156H98V154H97V157H101ZM120 155H122V154H120ZM120 155L118 156V157H120ZM138 155V154H137ZM138 155V156H139ZM145 155H146V152H145ZM187 155H189V154H187ZM191 155V154H190ZM211 155V154H210ZM218 155V154H217ZM221 155L219 156V158L221 157ZM231 155V154H230ZM82 156V157H83ZM87 156V155H86ZM93 156V155H92ZM108 156V155H107ZM113 156V155H112ZM115 156V157H116ZM143 156H144V154H143ZM143 156H141V157H143ZM163 156V155H162ZM177 156V157H176ZM181 156V155H180ZM179 156V159L181 158V159H184V158H182V156L180 157ZM197 157V156H199V154L198 155H194V157ZM202 156H204V154H202ZM201 156V157H202ZM206 156V155H205ZM43 157V156H42ZM56 157V156H55ZM55 157H53V158H55ZM73 158H74V156H72ZM79 157H81V156H79ZM103 157H106V156H103ZM166 158H167V156H165ZM192 158H193V156H191ZM210 157V156H209ZM215 156H211L210 158H214ZM225 157V156H224ZM227 157L229 158V156H226V159H227ZM50 158V157H49ZM52 158V159H53ZM109 158H114V157H109ZM122 158V157H121ZM145 158H147L146 156H145ZM144 158V159H145ZM148 158H150V157H148ZM156 158V157H155ZM164 158V157H163ZM165 158V159H166ZM189 156H187V159H188V161H189ZM203 158V157H202ZM207 158V157H206ZM216 158V157H215ZM219 158H217V160L219 159ZM230 158H231V156H230ZM37 159H38V161H37ZM56 159V158H55ZM78 159V160H77ZM76 160H77V162L80 160L79 158H77ZM82 159V158H81ZM83 159V160H84ZM97 159V158H96ZM106 159V158H105ZM108 159V158H107ZM106 159V160H107ZM152 159H153V157H152ZM159 159V161H160V157L158 158ZM162 159V158H161ZM169 159V158H168ZM204 159V160H203ZM202 160L204 161V162H208V160L207 161H205V158H203ZM209 159V158H208ZM223 159V158H222ZM72 160V159H71ZM75 160V161H76ZM98 160V159H97ZM103 160V159H102ZM109 160V159H108ZM141 161H142V159H140ZM140 160L138 161V158H137V160L136 161H138V162H136L137 164L140 162ZM148 160V159H147ZM149 160H151V159H149ZM155 161L157 160V159H154ZM195 160H197V158L195 159ZM199 160H201L200 158L197 160V161H199ZM202 160H201V165L203 164V162H202ZM209 160H211V159H209ZM74 161V160H73ZM111 161H112V163H114L115 161H117V160H115V161H113V160H110L109 162L111 163ZM134 161V162H133ZM144 161V160H143ZM158 160H157V163L159 162ZM184 161H186V159L184 160ZM183 160H182V162H184ZM191 161H194V159L193 160H191ZM197 161H195V163L197 162ZM216 161V160H215ZM221 160H219V161H217V162H219V163H222V162H220ZM224 161V160H223ZM225 161H227V160H225ZM232 161V162H233ZM80 162V161H79ZM85 162V161H84ZM105 162V161H104ZM174 162H178L177 164H180L179 162H181V160L180 161H174ZM132 163L130 164V166H132ZM136 163H134L135 165H137ZM145 163H146V161H145ZM149 163L151 164L152 162L151 161H149ZM156 162H154V164H155ZM186 163V162H185ZM192 163V162H191ZM192 164V165H196V164ZM198 163V162H197ZM200 163H199V165H200ZM234 163V162H233ZM105 164V163H104ZM134 164H133V166H134ZM147 164H148V161H147ZM146 164V165H147ZM215 164V163H214ZM223 164V163H222ZM107 165H109V166H111V164H108L107 163ZM128 165V164H127ZM127 165H125V166H127ZM139 165H140V163H139ZM203 165H205V164H203ZM216 165V164H215ZM124 166V167H125ZM129 166V165H128ZM127 166V167H128ZM141 166H143L142 164H141ZM152 166H153V164H152ZM196 166H198V165H196ZM112 167V166H111ZM145 167V166H144ZM147 167V166H146ZM145 167V168H146ZM134 168V167H133ZM140 168V167H139ZM118 170H120V172L118 173ZM123 170V169H122ZM126 170V169H125ZM137 170V169H136ZM139 170V169H138ZM140 170H141V168H140ZM143 170V169H142ZM142 170H141V172H142ZM144 171V170H143ZM145 171H146V169H145ZM122 172H124V171H122ZM121 172V173H122ZM139 174H140V171H139ZM144 174V173H143ZM141 175V174H140ZM70 176V177H71ZM66 177H68V178H66ZM141 177H142V175H141ZM140 177V180L142 179ZM138 179V176H137V178H136V180ZM143 181H144V179H143ZM143 181H140V182H142L143 183ZM11 182H13V183H11ZM135 182H137V181H132V183H135ZM139 182V183H140ZM9 184V185H8ZM138 185V183L136 184V186ZM140 185H141V183H140ZM139 185V186H140ZM142 186H143V184H142ZM13 187V186H12ZM138 187V186H137ZM140 188V187H139ZM3 189V190H4ZM7 189V190H8ZM13 189H15V188H13ZM10 191H12L11 189H9ZM8 190V192H10ZM14 191H16V190H14ZM14 191H12V194L11 195H14ZM16 191V193H18ZM14 192V193H13ZM1 193V192H0ZM15 193V194H16ZM5 194H8V193H4V194H2L3 196H5ZM2 195H0V201L2 202V199H4V197L2 196ZM0 207H3V206H1L0 205ZM262 253V252H261ZM263 254V253H262ZM260 255V254H259ZM262 256H264V255H262ZM251 264V263H250Z\"/></svg>",
    "mask_w": 264,
    "mask_h": 264
}]
</instances>
